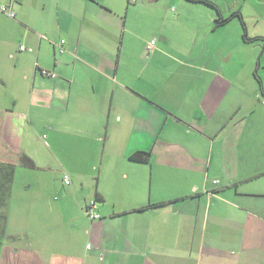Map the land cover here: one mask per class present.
Returning a JSON list of instances; mask_svg holds the SVG:
<instances>
[{
	"label": "crops",
	"instance_id": "obj_1",
	"mask_svg": "<svg viewBox=\"0 0 264 264\" xmlns=\"http://www.w3.org/2000/svg\"><path fill=\"white\" fill-rule=\"evenodd\" d=\"M160 1L163 14H140V0H0L15 12L0 10V162L15 166L0 264H264L257 53L235 16ZM210 1L222 17L264 14V0ZM41 153L59 171L29 178Z\"/></svg>",
	"mask_w": 264,
	"mask_h": 264
},
{
	"label": "rangeland",
	"instance_id": "obj_2",
	"mask_svg": "<svg viewBox=\"0 0 264 264\" xmlns=\"http://www.w3.org/2000/svg\"><path fill=\"white\" fill-rule=\"evenodd\" d=\"M146 1L145 3H143V0H140V14H163V12L160 10V4L161 1L160 0H150L152 2L147 3L148 0H144ZM143 3V5H142ZM193 4L192 6H195L194 4L196 3H190ZM203 6V5H202ZM207 8V7H205ZM212 9V8H211ZM208 10H210L208 8ZM213 12L216 14L215 10L212 9ZM211 11V10H210ZM212 12V11H211ZM174 14H177V11L173 10ZM243 16V20L245 22V26H246V35L247 37L250 39L249 41H247V44L249 48H251V50H255V52L257 53L255 56L256 62H255V70L257 72V75L252 78V81L249 80L247 83H249L250 85L248 86V90H253V88H258L257 93H258V97L259 100L257 101L258 106H262L261 100H264V14H244ZM258 18H257V17ZM235 24H240V28H241V32L243 34L244 29L242 27L241 21L239 20L238 17L235 16ZM261 29V35L263 36H258V35H254L253 33L258 29ZM149 29L146 28L141 34L140 37H145L146 36V32ZM262 37V38H260ZM243 39V38H242ZM251 46V47H250ZM241 55L243 56V52H241ZM251 63V58H250V54L249 52H247V56L246 59L243 62L244 66H248V64ZM242 73H244L242 71ZM264 104V103H262ZM264 106V105H263ZM258 114L261 115L264 118V108L259 107L258 109ZM36 162H35V166L36 168L33 169V171H31L32 175L29 178H35L36 179H40L41 176H51L52 172H58L59 171V167L57 166V164L53 161H50V159L48 157H44L43 154L41 153L40 156L38 158H36ZM45 165H47V167H45ZM27 169L25 168H18L17 169V177L14 178L15 183V187H19L21 186V183H23L25 181V174ZM30 172V171H29ZM34 178V179H35ZM54 184V183H53ZM53 184L47 188L46 190L43 191V193L40 195L41 196V203L42 205H47V207H55V202H57L55 200V198H57V196L59 197V194L57 191H55V187H52ZM56 184H59L58 181H56ZM35 185H32V189H34ZM25 189V188H23ZM50 189V190H48ZM24 192V190H23ZM23 192H20L19 195L22 198L23 197ZM35 196V195H33ZM20 213V212H19ZM23 214H26V218L28 216L31 215L32 219H36L37 217H40V215L45 214V212H42V210H32L30 212H22ZM21 215V214H20ZM32 215H34L32 217ZM24 228V225H21ZM40 229L41 228H34L31 230L34 232V238H40ZM6 228L4 230H2L1 232V237L0 240L5 239L6 237Z\"/></svg>",
	"mask_w": 264,
	"mask_h": 264
},
{
	"label": "trees",
	"instance_id": "obj_3",
	"mask_svg": "<svg viewBox=\"0 0 264 264\" xmlns=\"http://www.w3.org/2000/svg\"><path fill=\"white\" fill-rule=\"evenodd\" d=\"M132 1H134V0H132ZM191 1L202 2V3L212 7L215 10L216 16H217L215 19L216 24L225 23L233 16L238 17L239 20L241 21L242 27L244 29V32L242 34V38L246 41L250 40L246 35L245 22L243 20L242 14L240 12H238V11L233 12L226 17H222L219 8L212 1H210V0H191ZM153 40L155 43V39H153ZM46 70H48V69H46ZM48 71L50 73H54L50 70H48ZM41 75L46 76V77H52L50 74H41ZM55 76H56V74L53 77H55ZM133 157L135 159H138L139 161H146L147 157H148V153L147 152H140V153H137L136 155H133ZM21 160H22L23 164H25L27 166H33V162L27 156H22ZM14 171H15V166L13 164L0 162V235H1L2 230L5 229V225L7 222V209H8V203H9V196H10V192H11V188H12Z\"/></svg>",
	"mask_w": 264,
	"mask_h": 264
},
{
	"label": "built area",
	"instance_id": "obj_4",
	"mask_svg": "<svg viewBox=\"0 0 264 264\" xmlns=\"http://www.w3.org/2000/svg\"><path fill=\"white\" fill-rule=\"evenodd\" d=\"M0 10L5 12L8 16L14 18L15 16V12L12 9H9L6 5H0ZM61 42H64V40H62ZM154 44V40L150 41V45L149 47H151ZM20 49H25L24 45L20 46ZM62 50V49H61ZM40 73L41 74H50L52 77L55 75L54 73H50L48 70L46 69H40ZM62 182L65 185L70 184V177L69 174H67L66 172H64L62 174ZM215 182H217V180H215ZM84 213L90 218V219H98L100 218V213L98 212V203L97 200L95 198H91L89 199L85 206H84ZM90 246V245H87Z\"/></svg>",
	"mask_w": 264,
	"mask_h": 264
}]
</instances>
